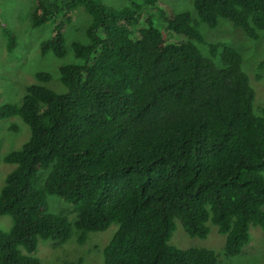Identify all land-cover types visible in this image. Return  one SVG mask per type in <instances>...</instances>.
Listing matches in <instances>:
<instances>
[{"label": "trees", "instance_id": "trees-1", "mask_svg": "<svg viewBox=\"0 0 264 264\" xmlns=\"http://www.w3.org/2000/svg\"><path fill=\"white\" fill-rule=\"evenodd\" d=\"M129 1L36 2L32 26L56 23L42 55L67 54L61 18L79 6L91 17L89 41L71 43L80 63L59 67L64 92L44 85L52 76L42 71L20 105H0V119L19 116L31 132L0 157L14 165L0 188V215L13 223L0 229V264H40L32 255L39 240L62 245L75 228L83 244L113 222L103 264H218L211 249L169 244L175 220L201 238L214 223L228 256L250 241L252 225L264 228V106L254 111L242 54L199 30L226 19L258 40L264 0H193L196 20L162 10L167 30L186 37L180 42H167L150 15L141 24L139 9L158 0ZM5 35L12 52L14 37ZM50 195L74 205L73 224L49 211Z\"/></svg>", "mask_w": 264, "mask_h": 264}, {"label": "rangeland", "instance_id": "rangeland-1", "mask_svg": "<svg viewBox=\"0 0 264 264\" xmlns=\"http://www.w3.org/2000/svg\"><path fill=\"white\" fill-rule=\"evenodd\" d=\"M103 5L123 8L132 6L129 0H97ZM37 0H0V105L13 103L20 105L26 95L29 85L41 83L36 79L38 72H49L51 80L43 83L56 92H64L65 86L60 80L59 67L66 63H80L74 58L71 49L73 41L88 43L86 29L91 17L83 6L76 8L70 18L62 17L66 24L63 29L67 54L57 57L53 52L41 54V43L52 38L56 23L49 21L39 27L32 26V15ZM141 4L142 0H134ZM188 11L194 20L197 19L193 0H158L156 6H142L139 12L144 19L150 15L152 23L160 29L167 42L186 40L183 34L167 30V23L161 15ZM8 30L14 37L15 49L7 50ZM199 30L208 42L223 41L236 48L242 54V69L249 77L250 85L255 91L253 108L256 113L264 106V68L259 69L258 63L264 58V33L260 32L258 40L249 39L241 29L235 28L226 19H220L215 28L200 23ZM204 52L206 45H200ZM260 75V78L257 77ZM30 127L19 116L0 119V157L8 152L19 149L30 136ZM13 164L0 163V188L5 182L7 173ZM49 211L60 213L73 224L76 213L72 203L66 202L58 195L48 197ZM176 229L172 233L169 244L179 249L192 247L208 248L218 256V264H264V228L252 225L250 227V241L244 245L241 252L234 256L225 254V235L217 231V226L208 222L210 231L205 238L190 236L186 233L179 220H175ZM10 215H0V229L8 233L12 226ZM118 224L113 222L103 231H93L87 240L78 242L79 232L74 228L72 237L62 245L52 240H39L36 250L32 253L38 257L40 264H103V248L108 243ZM25 252V251H24Z\"/></svg>", "mask_w": 264, "mask_h": 264}]
</instances>
